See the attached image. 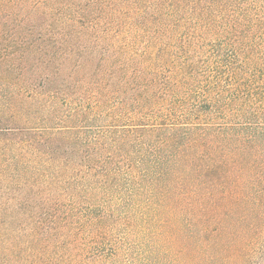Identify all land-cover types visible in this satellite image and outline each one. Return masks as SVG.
<instances>
[{"label": "trees", "instance_id": "trees-1", "mask_svg": "<svg viewBox=\"0 0 264 264\" xmlns=\"http://www.w3.org/2000/svg\"><path fill=\"white\" fill-rule=\"evenodd\" d=\"M42 2L0 37V264H263L264 0Z\"/></svg>", "mask_w": 264, "mask_h": 264}, {"label": "rangeland", "instance_id": "rangeland-1", "mask_svg": "<svg viewBox=\"0 0 264 264\" xmlns=\"http://www.w3.org/2000/svg\"><path fill=\"white\" fill-rule=\"evenodd\" d=\"M21 0H14V4H19ZM29 5L25 8L21 7V4L17 7L15 6V9H12L13 14L11 15V18H7L5 16H0V37H2L5 33L8 31L11 33L13 31H22L23 29L30 27L33 24H39L41 27V21L40 18L42 16V11L44 9L43 0H26ZM12 3V4H13ZM0 15H9L12 13L9 10H2L0 11ZM17 13H20L18 16ZM11 19H14V22H11ZM7 25V26H5ZM43 27V26H42ZM15 28L14 30H12ZM11 30V31H10ZM7 35V34H6ZM6 37L0 38V55L2 53V50L6 46ZM262 42V41H261ZM3 48V49H2ZM7 60H10V58H7ZM11 62L3 60V58H0V70H5L7 67H9V64ZM226 254H223L222 257H224ZM229 256V254H227ZM243 257H240V259ZM264 264V263H263Z\"/></svg>", "mask_w": 264, "mask_h": 264}]
</instances>
